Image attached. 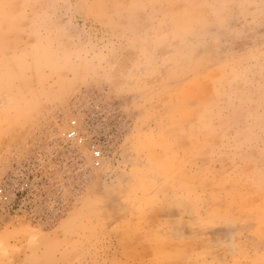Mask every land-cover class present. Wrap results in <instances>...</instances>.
Returning <instances> with one entry per match:
<instances>
[{"label": "rangeland", "instance_id": "1", "mask_svg": "<svg viewBox=\"0 0 264 264\" xmlns=\"http://www.w3.org/2000/svg\"><path fill=\"white\" fill-rule=\"evenodd\" d=\"M0 264H264V0H0Z\"/></svg>", "mask_w": 264, "mask_h": 264}]
</instances>
